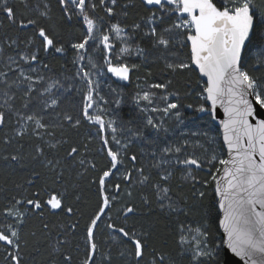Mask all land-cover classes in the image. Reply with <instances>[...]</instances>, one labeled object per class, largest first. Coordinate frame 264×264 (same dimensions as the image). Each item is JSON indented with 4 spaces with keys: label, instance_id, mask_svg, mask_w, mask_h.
Wrapping results in <instances>:
<instances>
[{
    "label": "snow or ice",
    "instance_id": "snow-or-ice-1",
    "mask_svg": "<svg viewBox=\"0 0 264 264\" xmlns=\"http://www.w3.org/2000/svg\"><path fill=\"white\" fill-rule=\"evenodd\" d=\"M0 264H264V0H0Z\"/></svg>",
    "mask_w": 264,
    "mask_h": 264
},
{
    "label": "trees",
    "instance_id": "trees-1",
    "mask_svg": "<svg viewBox=\"0 0 264 264\" xmlns=\"http://www.w3.org/2000/svg\"><path fill=\"white\" fill-rule=\"evenodd\" d=\"M61 63H64V61L53 62V66H54L55 71H57V72L62 71V69H61V67H60V64H61ZM68 70H69V73H71L72 68H71V65H70V64L68 65ZM186 130H187V129H186ZM193 130H195V129H193Z\"/></svg>",
    "mask_w": 264,
    "mask_h": 264
},
{
    "label": "water",
    "instance_id": "water-1",
    "mask_svg": "<svg viewBox=\"0 0 264 264\" xmlns=\"http://www.w3.org/2000/svg\"><path fill=\"white\" fill-rule=\"evenodd\" d=\"M238 259V258H237Z\"/></svg>",
    "mask_w": 264,
    "mask_h": 264
}]
</instances>
